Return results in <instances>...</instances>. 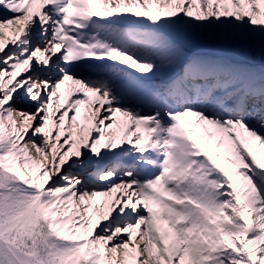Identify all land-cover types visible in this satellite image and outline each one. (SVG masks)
Listing matches in <instances>:
<instances>
[{"label":"snow or ice","instance_id":"6c2138e0","mask_svg":"<svg viewBox=\"0 0 264 264\" xmlns=\"http://www.w3.org/2000/svg\"><path fill=\"white\" fill-rule=\"evenodd\" d=\"M0 264H264V0H0Z\"/></svg>","mask_w":264,"mask_h":264}]
</instances>
